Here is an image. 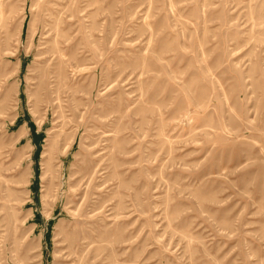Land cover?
Wrapping results in <instances>:
<instances>
[{"label":"rangeland","instance_id":"374dc122","mask_svg":"<svg viewBox=\"0 0 264 264\" xmlns=\"http://www.w3.org/2000/svg\"><path fill=\"white\" fill-rule=\"evenodd\" d=\"M0 264H264V0H0Z\"/></svg>","mask_w":264,"mask_h":264}]
</instances>
